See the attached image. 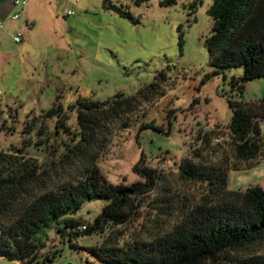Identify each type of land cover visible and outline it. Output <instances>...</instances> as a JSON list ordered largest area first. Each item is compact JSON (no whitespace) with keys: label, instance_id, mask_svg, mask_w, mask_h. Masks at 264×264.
Here are the masks:
<instances>
[{"label":"rangeland","instance_id":"obj_1","mask_svg":"<svg viewBox=\"0 0 264 264\" xmlns=\"http://www.w3.org/2000/svg\"><path fill=\"white\" fill-rule=\"evenodd\" d=\"M109 1L128 9L138 23L105 8L104 0H44V9L35 10L33 26L22 29L25 52L16 55L14 48L12 66L0 73V152L22 148L43 166L56 161L55 151L64 149L69 140L65 134H55V119L45 117L55 103L68 108L84 99L130 96L155 81L161 71L166 74L163 94L144 105L145 115L136 124L113 129L98 160L111 183L130 185L143 181L133 167L144 153L145 164L160 175L156 190L142 197L138 218L126 226L71 242L54 227L46 230L42 255L60 251L52 264H103L89 249L105 243L111 232L124 244L148 239L151 229L174 227L185 211L210 195L206 184L184 179L179 166L191 161L212 167L224 157L232 158L228 125L233 113L228 98L249 103L264 98V78L245 83L243 95L232 91L230 80L242 76L243 67L221 69L205 80L216 69L209 64L205 45L212 34L208 11L213 0H201L196 6H192L196 0H176L167 6L161 5L163 0ZM143 122L155 123L163 131L146 129L137 138ZM258 124L264 134V120ZM67 127L77 129L74 110L67 109ZM251 186L264 189V157L250 169L228 174L229 189ZM106 204L95 200L83 205L79 232L92 225ZM257 254H264V242L235 255ZM0 264L20 263L0 257Z\"/></svg>","mask_w":264,"mask_h":264},{"label":"trees","instance_id":"obj_2","mask_svg":"<svg viewBox=\"0 0 264 264\" xmlns=\"http://www.w3.org/2000/svg\"><path fill=\"white\" fill-rule=\"evenodd\" d=\"M175 3L176 0H163L161 5ZM104 7L138 23L123 6L104 0ZM208 15L213 27L205 45L209 64L216 69L205 80L218 75L221 69L243 67V75L230 80L232 91L243 95L245 83L264 78V0H213ZM166 79L161 71L155 81L130 96L117 93L104 101L84 99L68 108L55 103L45 117L55 119V134H65L69 140L60 152L55 149L57 160L49 166L27 156L22 148L0 152V257L20 264H52L60 251L42 255L41 237L46 230L54 227L71 242L82 235L126 226L138 218L140 200L158 186V171L145 164L142 153L133 170L143 181L113 184L102 173L98 160L113 129L124 130L136 124L145 115L144 105L163 94ZM228 103L233 113L228 125L233 157H224L212 167L191 161L179 166L184 179L206 184L210 195L185 211L174 227L149 230L148 239L134 238L121 244L110 231L105 243L89 249L100 262L264 264V254L235 255L264 242V189L228 188L230 171L250 169L264 157V134L258 124L264 120V98L249 103L230 97ZM67 109L76 111L75 131L67 127ZM146 129L163 131L155 123L143 122L137 138ZM95 200H106L107 204L81 233L82 217L78 214L85 203ZM70 246L79 248L72 243Z\"/></svg>","mask_w":264,"mask_h":264},{"label":"crops","instance_id":"obj_3","mask_svg":"<svg viewBox=\"0 0 264 264\" xmlns=\"http://www.w3.org/2000/svg\"><path fill=\"white\" fill-rule=\"evenodd\" d=\"M44 0H28L25 6H15L14 0H0V73L7 71L12 66L13 50L17 48V54L25 52L23 42L16 43L14 37L25 27L30 28L35 23V10L44 9ZM18 13L19 18L14 19V14Z\"/></svg>","mask_w":264,"mask_h":264},{"label":"built area","instance_id":"obj_4","mask_svg":"<svg viewBox=\"0 0 264 264\" xmlns=\"http://www.w3.org/2000/svg\"><path fill=\"white\" fill-rule=\"evenodd\" d=\"M27 1L28 0H14V5L18 6V7L25 6L27 4ZM75 1H76V3L79 2V0H75ZM73 14H74L73 11H68V15H73ZM13 18L14 19L19 18V14L18 13L14 14ZM14 41L16 43H21L22 42V33L21 32L18 31L16 33V35L14 37Z\"/></svg>","mask_w":264,"mask_h":264},{"label":"water","instance_id":"obj_5","mask_svg":"<svg viewBox=\"0 0 264 264\" xmlns=\"http://www.w3.org/2000/svg\"><path fill=\"white\" fill-rule=\"evenodd\" d=\"M67 264H72V263H67Z\"/></svg>","mask_w":264,"mask_h":264}]
</instances>
